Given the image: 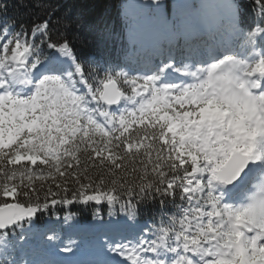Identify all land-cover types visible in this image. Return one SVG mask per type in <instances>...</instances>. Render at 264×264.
I'll list each match as a JSON object with an SVG mask.
<instances>
[{
	"label": "snow or ice",
	"instance_id": "obj_1",
	"mask_svg": "<svg viewBox=\"0 0 264 264\" xmlns=\"http://www.w3.org/2000/svg\"><path fill=\"white\" fill-rule=\"evenodd\" d=\"M137 7L120 62L0 0V264H264V0Z\"/></svg>",
	"mask_w": 264,
	"mask_h": 264
},
{
	"label": "trees",
	"instance_id": "obj_2",
	"mask_svg": "<svg viewBox=\"0 0 264 264\" xmlns=\"http://www.w3.org/2000/svg\"><path fill=\"white\" fill-rule=\"evenodd\" d=\"M179 0H165V15L168 18L181 17L189 14L193 10L191 8L182 9L178 5ZM197 3L200 0H196ZM61 4V12L67 11L72 18H82L84 21L83 35L85 37H95L97 33H104L105 40L100 46V49H83L84 54L90 51L98 52V55L105 56L108 48L111 46H118L123 42L122 32L126 24L131 18L137 17L138 9L128 8L129 0H59ZM15 4V0H12ZM171 4V5H170ZM24 11V10H21ZM15 8L10 7L9 15H14ZM104 29H106L104 31ZM80 219L85 221L90 219L91 213L89 211L80 209H73Z\"/></svg>",
	"mask_w": 264,
	"mask_h": 264
},
{
	"label": "rangeland",
	"instance_id": "obj_3",
	"mask_svg": "<svg viewBox=\"0 0 264 264\" xmlns=\"http://www.w3.org/2000/svg\"><path fill=\"white\" fill-rule=\"evenodd\" d=\"M140 3H141V0H138V1H133V0H131V1L129 2V4H128V7H129L130 9H133L134 7L138 8L137 6H138ZM182 4H183L184 6H186V7L189 6V2H188V1H184V3H182ZM135 19H136V18H134V19L131 20L130 25L134 22ZM130 25H129V26H130ZM129 26H128L127 30H129ZM125 39L128 40V31H127V35H126V38H125Z\"/></svg>",
	"mask_w": 264,
	"mask_h": 264
}]
</instances>
